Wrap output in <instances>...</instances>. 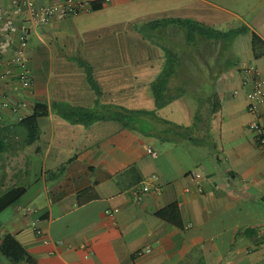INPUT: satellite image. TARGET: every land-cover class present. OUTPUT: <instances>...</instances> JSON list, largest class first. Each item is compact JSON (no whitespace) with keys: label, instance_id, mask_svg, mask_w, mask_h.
Listing matches in <instances>:
<instances>
[{"label":"crops","instance_id":"obj_1","mask_svg":"<svg viewBox=\"0 0 264 264\" xmlns=\"http://www.w3.org/2000/svg\"><path fill=\"white\" fill-rule=\"evenodd\" d=\"M84 1L86 11L33 32L31 87L0 75V197L25 189L0 211L3 233L15 234L39 264H264V151L250 128L264 103L251 110L244 69L264 71V54L256 57L252 47V32L264 40V11L255 26L235 27L246 26L250 42L223 50L224 60L218 47L210 57L204 51L219 41L229 47L236 34L190 44L175 25L151 38L139 27L192 18L226 31L230 21L206 7L208 0ZM107 14L114 17L101 20ZM177 28L189 45L169 83L168 93L179 96L159 107L152 84L166 49H177L169 36ZM214 95L223 106L221 149L212 130ZM37 104L47 113L28 142L21 120ZM58 105L148 112L130 127L110 116L85 124L65 118ZM170 205L177 208L167 215L181 225L159 214ZM0 264L12 263L0 252Z\"/></svg>","mask_w":264,"mask_h":264},{"label":"trees","instance_id":"obj_2","mask_svg":"<svg viewBox=\"0 0 264 264\" xmlns=\"http://www.w3.org/2000/svg\"><path fill=\"white\" fill-rule=\"evenodd\" d=\"M175 25L184 30L185 38L190 44H195L198 39H227L234 34H242L248 31L246 26L240 28H231L229 30H221L203 22L188 19V18H162L155 21H150L146 25H143L141 32L150 38V36L145 32L147 29H152V31H159L162 34L164 29L169 25ZM252 47L256 57H260L264 54V40L256 32H252ZM167 62L165 67L157 79L152 84L153 92L157 100V105L159 107L164 106L169 103L174 98L178 97L179 94L168 93L169 83L171 76L177 71L180 66L179 63V50L173 48H167ZM81 63L87 68L89 80L91 81L94 88L99 92V88L93 79L92 68L84 60ZM58 112L62 114L65 118L70 119L74 122H82L85 124L92 123L96 120L107 118L108 116L120 120L126 126H133L132 122L135 121V117L141 116L147 113V110H133L122 108V110L117 111L115 114H111L108 107L105 111H100L96 108H86L77 106H57ZM47 113L46 105H38L35 108V112L22 118L21 123L29 128L28 142L34 141L39 135L38 118L40 115ZM212 130L216 139L217 146L221 149L222 147V124H223V106L221 100L214 95L212 100ZM131 124V125H130ZM24 188L14 187L7 191L4 195L0 197V211L9 206L11 203L16 201L23 193ZM177 208L176 205H170L165 210L159 212V214L168 220L181 225L180 220L170 219L167 215V211H172ZM0 252L6 257L12 264H39L37 259L32 256V254L27 250L26 246L18 239V237L11 233H3L2 223L0 221Z\"/></svg>","mask_w":264,"mask_h":264},{"label":"built area","instance_id":"obj_3","mask_svg":"<svg viewBox=\"0 0 264 264\" xmlns=\"http://www.w3.org/2000/svg\"><path fill=\"white\" fill-rule=\"evenodd\" d=\"M87 6L84 0H0V75L8 77L15 74L22 87H31L35 79L27 64V50L33 32L55 19L86 11ZM244 69L252 81L249 98L252 102L251 110L256 112L257 104L264 103V71L253 64L246 65ZM19 104L25 103H17L12 107L13 111L18 112ZM250 128L264 151V114L253 119ZM149 150L155 156L158 154L156 149ZM148 189L149 185L137 189L136 197L142 199L143 193ZM36 230L39 234L43 232L39 227ZM151 250L152 247L148 246L139 250L138 254Z\"/></svg>","mask_w":264,"mask_h":264},{"label":"rangeland","instance_id":"obj_4","mask_svg":"<svg viewBox=\"0 0 264 264\" xmlns=\"http://www.w3.org/2000/svg\"><path fill=\"white\" fill-rule=\"evenodd\" d=\"M208 1L211 2V4H206V5L204 4L206 7H210L211 9H216L217 14L227 18L230 21V24L232 26L226 27L225 30H228L229 28H232V27L233 28L238 27L242 24H253V26H255L254 25L255 23L253 20H254L256 14L261 13V11H264V0H208ZM213 4L223 6L224 8H227L228 10H230L236 14H233L231 12L221 11L220 9L217 8V6H215ZM121 15L125 16L126 13L121 14ZM261 15H262V19H263L264 18V12ZM105 16L101 20L110 19V18L114 17V15H111V14H107ZM188 19H192V18H188ZM241 19L243 21H241ZM194 20H196V19H194ZM139 27L143 28V26H139ZM145 32L150 36V38L154 34V31H152V29H147ZM169 36L172 40V43H174L175 48L179 49L180 54L187 53L189 45H186L183 43L186 41L184 38V35H183V31L179 30L178 28L174 29L173 31L171 30L169 33ZM236 38L237 39H235V40L229 41V47L224 46L225 49H224V47H222V41H219V45H214L213 46L214 49H212L210 47L208 49H205V51H204L205 56L207 54L208 57H210L211 54L215 53V50L217 49V47L220 49V53L222 54L223 50L226 53L231 52V51H235V50L238 51V49H240V44L247 46L248 43L250 42V37L247 35H244V34H241V35L236 34ZM160 41L162 42V40H160ZM211 43H212V41H211ZM183 45H185V46H183ZM222 55H220V56L223 59L225 57H227L226 54H222ZM205 84L209 85V83H205Z\"/></svg>","mask_w":264,"mask_h":264}]
</instances>
